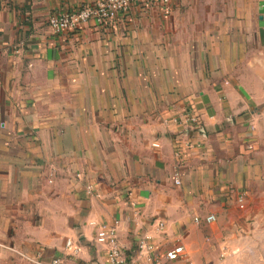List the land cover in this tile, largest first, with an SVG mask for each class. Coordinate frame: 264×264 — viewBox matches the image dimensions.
Here are the masks:
<instances>
[{"label":"crops","instance_id":"1","mask_svg":"<svg viewBox=\"0 0 264 264\" xmlns=\"http://www.w3.org/2000/svg\"><path fill=\"white\" fill-rule=\"evenodd\" d=\"M97 1L0 0V264H108L102 224L128 264H152L145 237L183 245L174 264H264V0L50 28Z\"/></svg>","mask_w":264,"mask_h":264},{"label":"built area","instance_id":"2","mask_svg":"<svg viewBox=\"0 0 264 264\" xmlns=\"http://www.w3.org/2000/svg\"><path fill=\"white\" fill-rule=\"evenodd\" d=\"M172 0H99L92 5L82 7L74 12H66L62 14L53 15L50 17L48 24L50 28L56 33L76 32L90 21H96L100 25L114 23L119 15L127 13L133 5L137 3H145L151 5L159 2L162 4H169ZM187 124L192 126L196 131H203L200 119L189 114L187 117ZM179 156V154L177 153ZM79 176V175H78ZM174 183L180 185V174L178 171L174 174ZM90 191L91 188H89ZM217 218L210 215L205 218L207 224L216 222ZM197 224L202 222L201 218L195 219ZM160 230L165 228L164 223H159ZM96 242L105 245L108 248L107 260L108 264H128V257L119 244L116 227L102 224L96 235ZM71 246L70 243L67 244ZM139 250L143 253L149 262L152 264H174L185 257V248L183 245H177L174 248L167 250L164 254H159L156 245L152 242L151 237H145L139 242ZM36 264H69L63 258L55 257L49 262Z\"/></svg>","mask_w":264,"mask_h":264},{"label":"rangeland","instance_id":"3","mask_svg":"<svg viewBox=\"0 0 264 264\" xmlns=\"http://www.w3.org/2000/svg\"><path fill=\"white\" fill-rule=\"evenodd\" d=\"M248 263L247 261H242V264Z\"/></svg>","mask_w":264,"mask_h":264}]
</instances>
